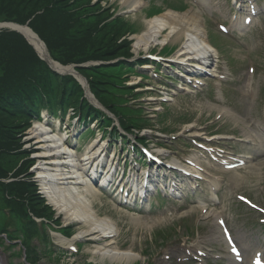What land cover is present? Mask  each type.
<instances>
[{"label":"rangeland","instance_id":"374dc122","mask_svg":"<svg viewBox=\"0 0 264 264\" xmlns=\"http://www.w3.org/2000/svg\"><path fill=\"white\" fill-rule=\"evenodd\" d=\"M187 0H184L186 3ZM204 7H196L199 8V16H200V22L201 25L200 29L202 31H206L208 38H212L219 49V51L223 52L225 51L227 54V57L231 61V73L232 77L230 80V85L224 88V94L221 93L218 94L216 99L211 98L209 94H203L199 95L197 97H191L187 98L185 100H176L173 105L171 106V117L166 121V126L173 127L175 130L178 131L182 126V123L175 122L173 123V118L180 117L177 121L181 120V118L187 119L186 122H191V124L199 125L203 121H208L213 117L217 109H215L210 103L212 101H216L218 104H225L228 107L232 108L234 112L238 114H232V117L234 120H231L230 117H224V120L228 123L229 128L232 129H239V127L243 126L244 117L243 114H245V110L247 109L246 106V98L243 91L242 83H243V77H244V69H246L248 62H253L257 68V72H263L264 71V15L255 23L254 31L248 34V36L245 38L244 41H240V43H234L230 40H227L225 37L221 36L219 32L217 31L215 27V14H217L219 11H221L226 5V0H200ZM114 2V4L118 5V9H123L127 7L128 5L123 6L121 4V0H111V3ZM50 0H0V23H17L20 25H24L25 23L29 22V25L33 27H37L36 21L33 19V17L43 9L45 6L49 5ZM145 5H147V0H144ZM156 4L162 5V0H156ZM193 5H191L189 8L186 9L185 13H188L187 16H191V8ZM210 15V17L208 16ZM207 18V19H206ZM209 18V20H208ZM126 22L127 27L125 28L124 32H130V35H125L123 39H127L124 42H121L120 40H117L115 43H122L125 51L131 52L134 50V46L137 43V36H140L141 34H144L146 32V27L149 21V14H147V10L143 11L142 13L130 16ZM204 28H203V27ZM168 30L165 34L162 35V37L165 38L166 34L169 32ZM121 39V38H120ZM121 39V40H123ZM208 40V41H209ZM211 41V40H210ZM16 43H23L21 39L17 38H7L5 34H0V76L2 73L6 72L4 70L5 64L9 65L10 68L13 70L17 66V60L14 58V55L16 54V50H9V48L12 45H15L17 50H19L20 55H25L29 58H33L31 55L32 52L25 46V45H17ZM130 45V46H129ZM210 49V48H209ZM5 50V51H4ZM140 50H135V52H141ZM62 49L60 52L53 54L50 52L48 55L51 57V60H53L54 63L59 65L60 67L69 66L71 68V71L66 74L72 75L80 84L83 82V80L76 74V69H80V65H77V63L70 62L71 56H73V53H70L69 50L64 51ZM213 51V59H216L217 52ZM130 52V53H131ZM221 52V53H222ZM48 53V52H47ZM75 59H78L74 55ZM20 60V59H19ZM230 75V74H229ZM138 78H132L130 81V84H136ZM78 84V85H79ZM258 89H261L259 87V82L256 80V84L254 86V90L257 92ZM90 100L91 98L87 96ZM261 93L259 92V96L257 99V103L255 106L252 107V109H258L261 110ZM264 100V99H262ZM91 101V100H90ZM221 101V102H218ZM93 104L94 102L91 101ZM53 121L49 117L44 118V120ZM60 120L57 119V121H53L55 124L54 127L57 129L58 122ZM66 121V120H65ZM74 121L70 122V132L73 131L74 127ZM184 123V122H183ZM241 125H240V124ZM65 123L63 125H60V128H64ZM30 128V129H29ZM47 128H43L41 124H38L34 122L32 126H29L28 128H25L23 130V135L25 138L23 139L24 144L26 145L27 142H30L32 144H29V146L32 148L34 146L35 148H41L42 145H46L43 147L44 149H41L40 152L36 153V157L44 156L47 154L48 149H52L51 146H53L50 142H45L42 145L36 146L38 142L39 136V130L46 131ZM61 134L53 133L49 130H47L46 136H42V139L44 137L51 138V137H65V133L62 132ZM89 136V135H88ZM87 134H84L81 139L82 141H79V146L84 148L87 144L85 141L88 138ZM40 139V138H39ZM106 142V140H105ZM27 146V148H29ZM119 148V146H116ZM247 146H241V148H245ZM251 147V146H250ZM252 148V147H251ZM112 149V147H110ZM254 156H259L260 152L253 149L251 152ZM261 157V156H260ZM10 163L9 161H6ZM264 159L261 157L258 159V162L256 161L252 166L251 170L245 172L249 177L244 180L240 176L234 178H231V180H226V184L229 186L228 189H224L221 192V195H218L219 198L222 196V201L219 204V208L226 213L234 231L236 232V236L238 240L241 242L242 246L247 250L248 246L247 243L251 239V242L248 243L250 247L253 246V238L252 236H248L249 233V227H255L251 223V218L254 217V214L247 209L236 206L235 199H234V193L235 192H247L251 194L253 197L258 196V191L256 189L258 184L264 183ZM244 174V175H245ZM83 192H78V190L72 191L74 193H69L68 191L55 194L52 198H50V204L53 206L56 215H58L60 212L63 211H79L81 212V207L85 206L87 208V213L90 215L91 218L97 215V219L101 223L107 222L111 226H122L121 231L119 234L120 242L119 245H127V247H134V254L138 255L142 250H145V248L148 246L146 239H149V233L156 230L157 228L163 227L162 224L159 223L158 220L151 218L149 219L148 223H145L143 220L135 221L133 217H122L121 214H119L116 209H114L113 205L108 199H105L104 194L98 192L96 189L91 188H82ZM92 192L93 194L96 193L98 196L92 201L90 198V195L88 193ZM0 195L1 192H0ZM206 203L214 204L216 202V198L214 196L210 197L209 199L204 198ZM61 207V208H59ZM73 209V210H72ZM69 212V211H68ZM62 216V215H61ZM65 216L63 215L62 218ZM63 221V220H62ZM138 222H141L138 224ZM80 230V227H78ZM77 230V231H79ZM85 229H82L78 233H81ZM143 231L145 232V235L141 238ZM55 242L57 240L53 238ZM127 242V243H126ZM86 250L85 248L82 250V255H78L76 257L75 263L76 264H82L87 263L88 261H91V258H97L96 261L100 263L102 260L105 261L106 264H133L137 260L133 261H114L110 260L109 258H102L96 255H92V249ZM105 249V248H102ZM253 250V247L251 248ZM248 254H250V251ZM105 253V252H102ZM123 253V252H122ZM142 258L139 257V261ZM20 260H14V262H19Z\"/></svg>","mask_w":264,"mask_h":264},{"label":"trees","instance_id":"16d2710c","mask_svg":"<svg viewBox=\"0 0 264 264\" xmlns=\"http://www.w3.org/2000/svg\"><path fill=\"white\" fill-rule=\"evenodd\" d=\"M61 4H63V1L45 6L43 12L34 18L37 27L35 28L30 25L32 30L45 43L48 51L55 54L62 49L64 51L69 50L70 53H73V56L69 58L72 63L83 61L84 57L95 52L102 57L104 51H97H101L100 47L103 48V46H101L102 43L98 40L81 36L79 32H73V29H82L80 23L77 21L75 15L71 13L67 15L65 9L60 6ZM70 20L77 21L78 24L75 28L71 25L72 28L69 29ZM3 34H5L7 38L20 39V36L14 33ZM21 41L23 40L21 39ZM16 44L20 46L25 45L32 52L31 55L33 58L20 55L16 46L12 45L9 50L12 49L17 51L14 55V58L17 60V66L12 70L9 65L5 64L4 70L7 74L3 76L4 73H2L1 76L3 77L0 76V179L7 178L8 173L18 164H20V167L16 168L13 177H18L21 174L27 173L28 153L22 149L21 133L32 114L37 112V106H33L32 102L35 101V97L39 95L40 89L38 85L45 88L49 84L51 86L52 82H54L55 86L51 90L52 92L63 90L69 93L70 90H74V88L77 87V84L71 78H63L51 72L45 63L38 60L35 53L24 41L23 43ZM113 53L116 54L114 49ZM118 54H125L123 46L120 47ZM74 55L78 57V59H75ZM33 66L35 69L30 72ZM128 68L129 66L127 63L117 68H108L112 70L111 74L106 72L108 69H77L80 74L91 81L92 86L90 90L97 101L105 109L115 114L125 126H127V123L123 122V118L129 113V110L124 106L125 102L121 98L132 95L130 88L124 84V77H127ZM35 79H37L36 82L33 81ZM72 95L73 93H71V97ZM120 96L122 97L120 98ZM81 97L82 94H79L71 104H73L75 108L80 109L84 117L93 119L100 118V113L90 107L86 100L83 99L80 104ZM26 100L28 101L27 103L25 102ZM61 106L65 110L66 103H63ZM18 123H22L25 126L20 129ZM26 191L33 193L31 186L22 180L14 181L7 185L0 182V192L2 194L0 195V211L3 209H10L11 219L17 222L27 221L28 209L32 206L33 201H27L30 196H24ZM7 192L9 195H7ZM36 202L39 206L41 205L38 199H36ZM14 208L18 211H15ZM35 214L38 215L37 210ZM48 218H50V216H48ZM6 220L7 217L4 215L1 216L0 214V232Z\"/></svg>","mask_w":264,"mask_h":264},{"label":"bare ground","instance_id":"6f19581e","mask_svg":"<svg viewBox=\"0 0 264 264\" xmlns=\"http://www.w3.org/2000/svg\"><path fill=\"white\" fill-rule=\"evenodd\" d=\"M132 0H125V3H129ZM195 14V15H194ZM197 13L193 12L191 16H187V14L184 15H179L176 13H172V12H165L164 14L160 15V16H156L155 18H153V20L149 21L146 27V32L144 34H141L140 36H137L136 40L137 43L134 46V51L139 49L140 47H144L150 40L152 34L154 33L155 30H157L156 32L158 33V31H160L159 33L161 34V32L164 31V29L166 28V26L168 27V29L175 31V37L178 33H185V32H193L190 33L191 35H196L198 38H200V32L198 29V24H196V21H198V17L196 16ZM187 16V17H186ZM11 26L12 29L14 30H18L20 33V35L27 41L28 44H30L31 46H33V48L36 50L37 54L39 56H46L45 53V49L44 47L36 40L35 36L31 33V31L27 28V27H17V26H12V25H8ZM194 35V36H195ZM205 45H207L206 43H204ZM200 46L204 48L203 44H199ZM208 46V45H207ZM189 48L187 47L184 52H180L181 53H187L188 54ZM52 66L56 69H58L59 71L62 72H67V71H71V68L69 67H60L59 65L55 64V63H51ZM38 133H42V130H39ZM38 137V141L43 140V139H47V138H43L42 139V135L41 136H37ZM40 138V139H39ZM46 146V145H45ZM44 145L41 146V149H44L43 147H45ZM96 160L97 157L92 156V160ZM100 163V162H99ZM98 163V164H99ZM50 169H54V170H59V173L56 174L55 176L58 177V179L56 178V181H60L61 179H68V180H74L73 177L70 175L68 176V174H64L63 173V169H67L64 166H59L56 168H50ZM61 170V171H60ZM251 169H249L250 171ZM53 171V170H51ZM66 175L67 177H63ZM249 176L247 174L242 175L241 178L246 180ZM84 193V192H83ZM88 195H90L91 200L93 201L96 196H98V194L96 193H88ZM61 208V207H59ZM81 215L83 218V222L79 225L80 230L85 229L84 231L81 232V234L84 235H94L96 234V230L99 229L98 226H102L104 223H101L98 221L97 219V215L94 216L93 218L90 217V215L87 213V208L85 206H82L81 208ZM73 210V209H72ZM70 211V210H68ZM68 211H63L62 213L64 214L65 218L67 220H70L71 216L69 217L70 213ZM137 221V220H135ZM107 223V222H105ZM141 222H138V224ZM104 228V227H103ZM105 231V230H104ZM104 231H99V235L104 233ZM92 253L94 254H101L102 252H107L104 251V249H102L101 247L97 246V247H93L92 248ZM107 258H109L110 260H114V261H133L135 260V257L132 253L129 252H121L120 250H117L116 252L113 253H108L107 252Z\"/></svg>","mask_w":264,"mask_h":264}]
</instances>
